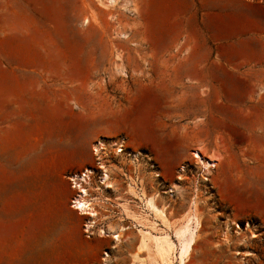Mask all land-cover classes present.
Masks as SVG:
<instances>
[{
    "label": "rangeland",
    "instance_id": "rangeland-1",
    "mask_svg": "<svg viewBox=\"0 0 264 264\" xmlns=\"http://www.w3.org/2000/svg\"><path fill=\"white\" fill-rule=\"evenodd\" d=\"M132 1L136 14L128 2L0 0V264H132L134 254L136 264H161L138 249L141 231L177 243L173 226L189 214L200 224L186 264H264L259 60L232 72L200 63L191 77L178 43L146 50L144 25L159 22L162 0ZM122 140L129 156L116 153ZM198 149L217 162L208 180ZM100 162L112 175L106 189ZM87 168L99 212L90 232L71 179ZM130 181L155 196L165 223ZM108 225L116 249L99 234Z\"/></svg>",
    "mask_w": 264,
    "mask_h": 264
},
{
    "label": "crops",
    "instance_id": "crops-1",
    "mask_svg": "<svg viewBox=\"0 0 264 264\" xmlns=\"http://www.w3.org/2000/svg\"><path fill=\"white\" fill-rule=\"evenodd\" d=\"M125 2L135 13L132 0H119L116 5V0H108L105 4L115 8ZM156 14L159 17L155 21L159 22L151 26L146 21L144 25L146 50L150 47L152 53L158 45L162 51L165 47L169 50L178 43L184 47L180 59L188 63L185 74L198 76L206 69L200 63H208L207 70L232 72L249 57L257 58L264 70V4L248 0H162ZM117 231L110 229V235H101L106 245L115 249L113 234Z\"/></svg>",
    "mask_w": 264,
    "mask_h": 264
},
{
    "label": "bare ground",
    "instance_id": "bare-ground-1",
    "mask_svg": "<svg viewBox=\"0 0 264 264\" xmlns=\"http://www.w3.org/2000/svg\"><path fill=\"white\" fill-rule=\"evenodd\" d=\"M84 22H87V20L84 19ZM116 144L114 143V145ZM96 145L99 147L95 148L96 149L95 154L99 155L98 151L100 149L104 150L106 146L104 147L105 144H103V142L96 144ZM121 146H122L121 143L117 145V148L115 149L117 154L123 153V149L121 148ZM130 154L131 152L128 154V156ZM193 155L196 161L200 164L201 168L203 169L204 179L208 180V178L205 177V175H209L211 170L216 168L217 166L216 160L214 158L206 157L203 151L200 149L194 150ZM133 156L134 157L132 158L133 160H135L137 154H133ZM138 156H139V153H138ZM100 163H101V170H100L101 172L98 177V182L99 184L103 186L102 189H106L112 186V175H111L109 166L102 162ZM93 173H94L93 170L87 168L85 171L81 172L80 174H75L71 177L73 181V187L77 189V193L75 194L73 198L74 200L73 207L77 209L80 213L88 215V219L85 225L86 230L88 232H90V229L94 227V225L96 224V219L99 214L97 208H95L94 203L92 202L91 194L89 193V190L86 188V184H88L89 180L91 179V175ZM160 174L161 173L158 172V174L156 173V176L158 175L160 176ZM128 189H130V191L133 192L132 194L140 197L144 206L148 208L150 211H152L156 216L161 218L163 222L165 223V221L168 219L166 212H165V208L164 207L160 208L157 205L155 196L146 195L142 189H139V186H137L136 183H132L131 181L130 183H128ZM167 193L169 194L170 197H173L174 189L169 188L167 190ZM122 211L128 213L129 210L127 209L126 206H123ZM189 215L186 217L185 222L181 224L179 227H176L174 229V226H173L172 230L177 236V241H178L177 243H174L173 241L169 239L151 236L148 233H144V232L142 233L141 231L142 234L140 233L141 236L139 237L138 249H145V250L152 249L153 252L151 253H153L155 257L153 255L152 256L156 258L157 261H159L161 264H172L175 258L178 260L179 264H186L188 258L190 257L192 253L193 247L196 243L195 230H197L200 224L199 219L195 215H190V216ZM141 216H142V213H141ZM137 220L139 221V219ZM166 223L168 224V221ZM110 229H112L110 226H107V227L99 226L98 231L100 235L107 236V235H110ZM122 229H124V227H120V230ZM229 233H230V226L228 225L223 231V237L224 238L227 237ZM113 237H114V241H118L120 234L118 232H115L113 234ZM106 255L108 254L106 253ZM152 256L150 258H152V260L155 261V259H153ZM138 261H137V254H134V261L132 262V264H136ZM138 264H143V262H139Z\"/></svg>",
    "mask_w": 264,
    "mask_h": 264
},
{
    "label": "built area",
    "instance_id": "built-area-1",
    "mask_svg": "<svg viewBox=\"0 0 264 264\" xmlns=\"http://www.w3.org/2000/svg\"><path fill=\"white\" fill-rule=\"evenodd\" d=\"M121 148L123 149V153H125V154L131 152V151H129V150L126 149L125 141H124V140H122V146H121ZM151 166H152V167H151ZM150 167H151V168H157V169L159 168L155 162H151V163H150ZM158 171H159V170H158ZM159 173H161V172L159 171Z\"/></svg>",
    "mask_w": 264,
    "mask_h": 264
}]
</instances>
